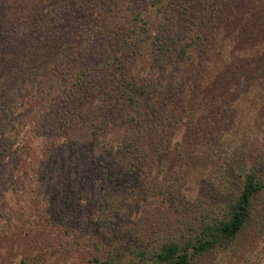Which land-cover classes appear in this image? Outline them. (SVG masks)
Listing matches in <instances>:
<instances>
[{
    "label": "trees",
    "instance_id": "obj_1",
    "mask_svg": "<svg viewBox=\"0 0 264 264\" xmlns=\"http://www.w3.org/2000/svg\"><path fill=\"white\" fill-rule=\"evenodd\" d=\"M0 221V264H264V0H0Z\"/></svg>",
    "mask_w": 264,
    "mask_h": 264
},
{
    "label": "rangeland",
    "instance_id": "obj_2",
    "mask_svg": "<svg viewBox=\"0 0 264 264\" xmlns=\"http://www.w3.org/2000/svg\"><path fill=\"white\" fill-rule=\"evenodd\" d=\"M183 132H184V129L182 130V128H180L178 135H176V140H179V142H181L180 145L183 149H186L187 146L185 144V141L183 142V138H184ZM188 159L191 165H193L194 167L192 168V170H190L189 179H188V182L184 190H185V193L188 195V197L190 199H193L196 196L200 188V183H201L202 174H203V159L197 156L193 157L190 155V153L188 155ZM237 175L238 173L236 171L231 174V176L234 178H236ZM141 208L142 207H140L139 212L140 211L142 212L145 209V208H142L143 210H141Z\"/></svg>",
    "mask_w": 264,
    "mask_h": 264
}]
</instances>
